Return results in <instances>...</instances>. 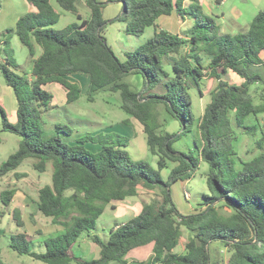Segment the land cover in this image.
<instances>
[{"label":"trees","instance_id":"trees-1","mask_svg":"<svg viewBox=\"0 0 264 264\" xmlns=\"http://www.w3.org/2000/svg\"><path fill=\"white\" fill-rule=\"evenodd\" d=\"M34 8L18 18L14 28L0 33V76L17 103L16 121L9 122L0 105V134L19 138L17 150L0 164V178L31 159L32 168L44 173L51 164V184L38 190L37 210L59 225L63 232L43 241L44 251L30 250L25 233L11 237L10 248L43 264H127L124 256L134 248L152 244V257L145 264H264V127L246 125L249 116L264 114V10L259 11L245 30L234 35L221 34L211 16L197 0H86L89 19L78 12L80 0H54L71 13L75 22L62 29L55 27L60 14L52 0H26ZM220 3L221 0H218ZM108 4L120 6L118 15L103 19ZM176 14L192 24L184 35L158 29L162 16ZM125 22V33L141 37L147 28L153 36L121 61L104 37L109 23ZM16 36L32 60V80L18 73L19 66L10 46ZM35 46L41 49L32 59ZM232 72L239 85L224 80ZM89 79L85 92L93 101L99 92L119 93L121 109L135 120L145 135L149 152L157 156L156 169L147 162H133L126 145L108 134H86L68 143L59 135H72L68 126L55 124L56 134L43 137V114L53 96L42 87L57 84L66 91V104L81 96L80 87L67 80L73 74ZM138 76L140 87L125 82ZM217 81L202 114L192 112V91L201 94L203 78ZM261 88L260 103H255L252 88ZM164 117L162 118V115ZM180 123L181 134L191 132L196 123L200 144L187 153L173 149L179 134L163 132L166 120ZM123 124H131L124 120ZM236 129L255 137L260 154L249 161L237 159ZM1 143V138H0ZM98 144L91 152L83 144ZM167 162L175 164L167 180L160 172ZM208 165L207 193L193 213H181L173 201L172 187L190 180L201 163ZM148 195L140 213L110 231L107 239L92 237L100 251L97 259L74 257L72 248L83 234L96 230L105 208L113 203ZM13 190L0 193L7 205ZM13 219L23 223L17 211ZM184 232L190 237L184 252H174ZM225 256H214L211 245ZM1 264V262H0Z\"/></svg>","mask_w":264,"mask_h":264},{"label":"rangeland","instance_id":"rangeland-1","mask_svg":"<svg viewBox=\"0 0 264 264\" xmlns=\"http://www.w3.org/2000/svg\"><path fill=\"white\" fill-rule=\"evenodd\" d=\"M99 1L105 2L106 0ZM201 1L203 2V5L206 9H210V7L214 5V3H217V1L214 0ZM85 2L86 0H80L78 9L81 16L88 19L90 11L87 8ZM234 2L242 8H247V6L250 5V3L247 5L242 3L241 0H229L225 5L226 9H229V7ZM53 3L54 5H56L54 1ZM29 6L30 5L26 0H0V33L7 29L14 28V19L26 14ZM224 8L225 7H219L213 9V19L219 32L226 28H234V25L231 23V17L229 15H227L223 24H220L216 21L215 17L221 16ZM257 9L258 12L263 11L264 4ZM119 10L120 7H118L116 4H108L103 11V19L106 21L112 20L118 15ZM59 14L60 22L55 27L56 29H62L68 24L76 21L74 15H72L71 13L65 12L60 9ZM173 22H175L174 28ZM157 25L167 32H174L180 35H184L188 31V24L182 25V21H180L179 16L176 14L172 16L160 17L157 20ZM125 27V22H113L107 24L104 31V37L106 38L108 45L111 46L112 50L121 61H124V55L127 51L135 49L140 43H143L151 38L154 31L153 28L150 27L144 31V34L141 37H134L125 33ZM235 29H237V32L239 30H245L244 28L239 29V27H235ZM10 46L13 50L14 58H16L18 64L21 65L24 73H26V75L30 74L32 64L29 62L30 59L27 49L23 47L18 41L16 43L12 42V39H10ZM139 79L138 76H131L126 78L125 82L131 84L135 88H139ZM226 79L231 83H235L237 77L233 73H229ZM216 85L217 83L215 80H205L203 84L204 97L201 99L199 93L196 90L192 91V112L196 118L202 114L206 103H208L209 101V95ZM80 86L83 87V84L80 83ZM44 90L53 96L54 104L57 105V107L51 105L43 114L42 129L44 138L47 139L57 135L54 127L55 124L68 126L73 130L72 135L69 137L64 134L59 135V137L63 141H67L68 143L77 141L86 134H108L114 141H119L122 145H126L124 147V150L127 152L131 161H144L147 162L152 168L156 169L158 157L153 156L149 152L145 135L142 134L141 131H138L140 129V125L135 120L133 121V119H131L121 109V99L119 93L99 92L95 95L93 101L91 102L87 100V96L85 94L86 90L85 88H83V92L76 102L72 104H66V91L63 87L57 84H53L45 87ZM260 91L261 88L258 86L252 88V93L254 95L256 104L260 103ZM163 117L164 114L162 115V118ZM127 119L131 120L132 123L123 124V121ZM258 122L260 126L264 127V114L259 115L257 120L253 116H249L245 119V124L249 126H258ZM233 129L235 130L237 135V141L234 143V148L237 152L236 160L241 159L242 161H249L260 154V152L255 149V140L261 136L260 127L257 128V134L255 137L246 135L242 132L241 129L238 130L234 126ZM180 131V123L176 120L168 118L164 123L163 132H167L170 134H179V139L173 144L174 150L184 153L195 151V144H200V137L196 123L194 124L191 132L181 134ZM7 136L8 138L12 137L16 138L17 140L19 139L17 136L12 134H7ZM83 146L85 149L94 153L98 152L100 147L98 144L92 143H85L83 144ZM14 147L16 146L11 145V143L8 141L0 148H3L6 154L10 155L11 153H13ZM31 163L32 160L28 159L23 163L22 167H20L21 169L19 168V170H22L21 173L25 174L24 177L15 179L13 176H11L9 179H1L0 189L10 188L11 186L16 184L15 181L17 182L21 179H24V181H22V183L20 184L24 188H29L31 185H35V181H37V186L50 185L52 174L51 164L47 165V169L44 173H38L33 170ZM174 166L175 164L167 162V167L160 172L163 180H167L168 175ZM207 171L208 165L202 162L199 166V169L195 172L194 176L190 180L186 182H177L174 184L172 188L173 201L181 213H192L191 210L197 208L201 203L202 196L207 193ZM139 190L141 191V189ZM145 196L147 197L148 195ZM100 233V235L103 236L102 232ZM186 233L188 232H184V235ZM218 246V244L211 245V251L214 250L212 252L213 255L217 257L220 255L225 256L224 253L220 252ZM0 247L2 246L0 245ZM143 250H147V247L143 248ZM126 255L124 256V259L127 261V263L134 264V261L131 258L127 259ZM3 256L6 257L5 251H3ZM14 260H16L14 257L5 258L6 264H14Z\"/></svg>","mask_w":264,"mask_h":264},{"label":"crops","instance_id":"crops-1","mask_svg":"<svg viewBox=\"0 0 264 264\" xmlns=\"http://www.w3.org/2000/svg\"><path fill=\"white\" fill-rule=\"evenodd\" d=\"M53 1L54 0H52V5L55 8V10L59 13V10L61 8L56 6L57 4L54 5ZM214 1H217V3L216 4L214 3V5L210 7V9H206L201 0H199L198 2L201 8L203 9V12L206 15L211 16L212 18H213L214 8L225 7L221 13V16H216L215 18L217 22H219L220 24H223L227 15L231 17V23L234 25V28L233 29L226 28L220 32L221 34H227V35H234L237 32L236 31L237 29H235V27H239V29H242V28L246 29L249 23L251 22L252 18L258 13L257 8L261 7L264 4V0H241L242 3L246 5L250 3V5L247 6V8L246 7L242 8L238 6L237 4H235L234 2L229 7V9H226L225 5L227 4L229 0H221L220 3L218 2V0H214ZM189 2H190L189 0H186L184 4L188 5ZM117 6L120 7L119 5ZM33 11H34V8L32 6H29L27 13L33 12ZM78 12H79V9H78ZM245 12H246V16H245ZM82 19L87 20L84 17H82ZM17 20H18V17L14 19L13 21L14 24ZM180 21L182 20L180 19ZM156 24H157V21H156ZM183 24L184 25L188 24V29H189L192 22L190 19L186 18L182 21V25ZM174 25H175V22H173V28H174ZM158 29H161V28L158 26ZM174 34H177V33H174ZM11 39H12V42L14 43H16L17 41L19 42L18 38L15 36H12ZM40 54H41V49L38 46H35V52H34V56L32 59L38 58ZM2 61L3 60L0 57V63ZM29 62L32 64L31 59L29 60ZM16 63L19 66L18 73L26 76L27 79L31 81L33 78L31 75V71H30V74L26 75V73H24V71L22 70L21 65L18 64L17 60H16ZM31 70H32V67H31ZM229 73H232V72H228L223 77L224 80H227L226 77L229 75ZM235 76L237 77V80L235 81L234 84L239 85L242 82V80L237 75ZM1 79H0V105L4 109L9 122L15 123L16 110H17L16 99H15L13 91L9 87H7L4 84L3 80ZM67 80L70 81L71 83L77 84L81 89V94L83 92V88L87 90L88 83H89L88 77L77 73V74L68 76ZM205 80H214V79H210L206 77L202 79L201 91H200L202 95H200V93L197 91L200 95V99L204 97L203 84ZM80 83L83 84V87L80 86ZM50 85H53V84L46 85L42 88L44 89L45 87L50 86ZM65 97H66V94H65ZM51 105H53L54 107H57V105L54 104L53 99H52ZM0 128H1V123H0ZM138 131L142 132L141 127ZM7 134L9 133L0 134V138H1L0 147L9 141L11 145L16 146L13 149L14 150L13 153H14L17 150L19 139L17 140L16 138H12V137L8 138ZM8 156L9 155L6 154L5 150L3 148H0V163L5 161ZM23 163L15 171L0 178V182H1V179H6V178L9 179L11 176H13L15 179L24 177L25 174H22L21 173L22 170H19V168L22 167ZM22 181H24V179H21L20 181H17V182L15 181L16 184L11 186L10 188L0 189V193L6 190H13V196L7 205H3L0 202V245L2 246L0 247L1 264H6L5 258L7 257H11V258L14 257L16 259L14 260V264H43L28 256H24V255L20 256L16 254L10 248V240L12 236L18 233H25L30 238V250L35 253H42L44 251L43 241L47 238L58 236L63 232V228L61 226L52 224L50 219L43 217L37 210L36 203H37L38 190L42 188L43 186H39V185L37 186V181H35L36 183L35 185H31L29 188L28 187L24 188L20 185ZM145 195L146 194L144 191H139L138 197L128 198L122 202H117V203H113L112 205H108L105 208L101 217L97 221L96 230L89 234H83L78 239L76 244L73 246L72 253L74 257L80 258L83 260H88V261L97 259L99 256L100 249L95 243L92 242L91 240L92 237L98 236L99 238L105 240L109 236L110 231L112 229L116 228L119 224H123L126 221L132 219L133 217L137 216L141 211L143 201L148 200V197H146ZM194 210L195 209H192L191 212L193 213ZM14 211H17L18 215L20 216V219L23 223L22 228H18L15 224V221L13 219ZM100 232H102L103 236L100 235L101 234ZM189 237H190L189 233H186L185 235H183V237H181L179 241V245L174 250L175 253L182 254L184 252V245L188 241ZM146 247H147V250H143V248H146ZM3 251L6 252V257H4L5 255L3 256ZM126 257L127 259L131 258L134 261L133 262L134 264H145L152 257V244H149L143 247L134 248L130 252L127 253ZM71 264H75V263H71ZM110 264H114V263H110ZM127 264H130V263H127Z\"/></svg>","mask_w":264,"mask_h":264}]
</instances>
